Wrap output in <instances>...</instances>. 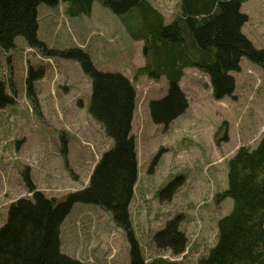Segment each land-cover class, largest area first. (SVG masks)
Masks as SVG:
<instances>
[{"label": "rangeland", "instance_id": "obj_1", "mask_svg": "<svg viewBox=\"0 0 264 264\" xmlns=\"http://www.w3.org/2000/svg\"><path fill=\"white\" fill-rule=\"evenodd\" d=\"M149 1L166 23L180 11V0ZM66 8L64 1L57 6L41 3L38 37L50 48H84L100 70L122 73L136 88L131 134L138 176L129 212L146 263L197 262L217 243L218 220L234 205L230 197H217L227 188L229 159L241 146L254 148L264 134V69L243 57L241 69L231 72L233 95L218 100L209 75L186 68L180 86L188 108L169 125L156 124L149 103L164 97L169 83L164 76L139 71L147 62L144 41L134 39L122 16L100 0L91 15L63 16ZM241 10L251 16L244 32L263 49L264 0H246ZM29 68L41 73L31 93ZM0 80L14 98L0 109L1 227L12 203L32 196L26 174L37 190L64 202L89 185L95 165L114 141L89 111L92 81L76 59L48 56L20 36L13 49L0 48ZM177 178L172 191H161ZM178 216L189 240L180 255L159 248L153 239ZM61 245L85 264L131 261L126 231L99 205H73L61 225Z\"/></svg>", "mask_w": 264, "mask_h": 264}, {"label": "trees", "instance_id": "obj_2", "mask_svg": "<svg viewBox=\"0 0 264 264\" xmlns=\"http://www.w3.org/2000/svg\"><path fill=\"white\" fill-rule=\"evenodd\" d=\"M60 1L67 4L69 15L80 16L91 15L96 0H0V48L13 49L22 36L28 45L48 56L79 61L92 81L89 111L114 145L95 165L89 185L64 202L37 190L26 174L32 196L13 202L0 227V264H85L62 251L61 245V225L78 202L111 212L128 236L129 264H148L129 212L138 176L131 134L136 88L124 74L100 70L84 48H50L38 37L39 6H57ZM100 1L122 16L134 39L144 41L147 62L139 71L168 80V93L149 103L156 124L169 125L188 108L189 101L180 86L187 67L209 75L213 97L218 100L233 95L236 80L231 72L241 69L243 57L264 69V48H257L242 30L249 19L241 10L246 0H180V11L170 23L149 0ZM40 75L29 68V93ZM13 102L6 82L0 80V109ZM178 181H171L161 191H172ZM217 197L232 198L233 208L219 218L217 243L209 254L191 264H264V134L254 148L241 146L229 159L227 188ZM181 222L178 216L154 234L159 248L171 249L177 255L186 251L189 240L180 228ZM161 263L174 264L161 260L149 264Z\"/></svg>", "mask_w": 264, "mask_h": 264}, {"label": "crops", "instance_id": "obj_3", "mask_svg": "<svg viewBox=\"0 0 264 264\" xmlns=\"http://www.w3.org/2000/svg\"><path fill=\"white\" fill-rule=\"evenodd\" d=\"M245 2H246V1H244L243 4H244ZM60 8H61V7H60ZM242 9H243V8H242ZM93 10H94V5H93ZM242 11H243V10H242ZM243 12H244V11H243ZM244 13H246V12H244ZM66 14H68V13H67L66 10H65V11H64V14L62 13V15L64 16V15H66ZM246 14H247V13H246ZM68 15H69V14H68ZM248 16H249V20H248V22L245 23V25H244V27H243V29H242L243 32L245 31V28H246L245 26H246L247 24H249V23H250V20H251V16H250L249 13H248ZM58 22H59V21L57 20V22H55L54 26H55L56 24H58ZM41 24H42V23H41V17H40V15H39V30H40V28H41ZM56 26H57V25H56ZM53 29H54V27H53ZM39 30H38V31H39ZM244 33H245V32H244ZM247 33H248V32H247ZM247 33H245V34L251 39V35H250V33H248L249 35H248ZM251 40H252V39H251ZM27 45H28V44H27ZM189 68H192V67H187V69H189ZM185 70H186V69H185Z\"/></svg>", "mask_w": 264, "mask_h": 264}, {"label": "built area", "instance_id": "obj_4", "mask_svg": "<svg viewBox=\"0 0 264 264\" xmlns=\"http://www.w3.org/2000/svg\"><path fill=\"white\" fill-rule=\"evenodd\" d=\"M32 49H34V48H32Z\"/></svg>", "mask_w": 264, "mask_h": 264}]
</instances>
